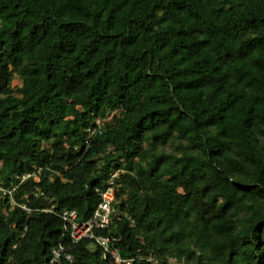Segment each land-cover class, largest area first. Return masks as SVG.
Listing matches in <instances>:
<instances>
[{
	"label": "trees",
	"instance_id": "16d2710c",
	"mask_svg": "<svg viewBox=\"0 0 264 264\" xmlns=\"http://www.w3.org/2000/svg\"><path fill=\"white\" fill-rule=\"evenodd\" d=\"M35 170L0 264H117L61 216L116 170L97 233L130 264H264V0H0V181Z\"/></svg>",
	"mask_w": 264,
	"mask_h": 264
},
{
	"label": "built area",
	"instance_id": "2783aa9c",
	"mask_svg": "<svg viewBox=\"0 0 264 264\" xmlns=\"http://www.w3.org/2000/svg\"><path fill=\"white\" fill-rule=\"evenodd\" d=\"M112 119V115L108 116L105 119L99 118L97 119L96 127L90 130L91 135L97 133L102 129V125L104 122H108ZM39 170L28 171L22 175L17 176V181H14L12 185H6L4 182L0 181V197L7 198V201L12 205H18L25 210L31 211L26 204L20 203L16 199V192L18 191L20 185L24 183L26 180L34 178H38ZM120 178V170H116L111 173L110 178L107 181L106 189L100 191V195L102 197V201L97 207L93 217L87 221L81 222L78 220V212L76 210H64L62 213V218L64 220V229L65 234L71 237L74 243H78L84 239H90L96 244L100 245L104 249L105 259L108 258V255L112 256V259L117 264H130L131 261L138 258L127 259L123 258L119 253V250L111 247L112 240L115 241L117 238H111L104 236L102 234L97 233L99 229H104L108 225L112 223V220L115 217H118L119 213L114 208L115 201V190L116 187H119L122 183L119 181ZM66 252L65 245L61 244L59 247L53 250V257L51 259V264H57L60 262L63 255H65L66 259L73 262L74 256ZM147 260L152 264H170L161 261L156 255L153 253H149L147 256Z\"/></svg>",
	"mask_w": 264,
	"mask_h": 264
},
{
	"label": "rangeland",
	"instance_id": "374dc122",
	"mask_svg": "<svg viewBox=\"0 0 264 264\" xmlns=\"http://www.w3.org/2000/svg\"><path fill=\"white\" fill-rule=\"evenodd\" d=\"M16 83H18V81H16Z\"/></svg>",
	"mask_w": 264,
	"mask_h": 264
}]
</instances>
